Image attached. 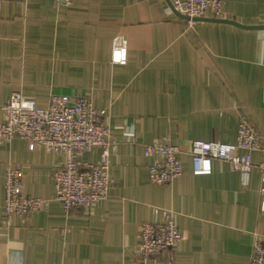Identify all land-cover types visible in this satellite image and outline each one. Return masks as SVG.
Returning a JSON list of instances; mask_svg holds the SVG:
<instances>
[{"label": "crops", "instance_id": "crops-1", "mask_svg": "<svg viewBox=\"0 0 264 264\" xmlns=\"http://www.w3.org/2000/svg\"><path fill=\"white\" fill-rule=\"evenodd\" d=\"M188 24L168 0H0V122L19 90L26 106L47 105L51 93L89 97L105 109L110 138L108 195L66 211L53 199L56 169L67 154L14 137L0 142V264H151L139 255L140 228L173 211L181 240L157 256L178 264H256L255 235L264 236V175L212 161L209 174L183 173L152 182L143 144L236 141L242 116L264 132V0H223ZM244 25V26H242ZM134 136L137 142L130 141ZM99 148L77 154L98 161ZM255 162L263 151H253ZM22 171V191L41 197L26 216H7L4 174Z\"/></svg>", "mask_w": 264, "mask_h": 264}, {"label": "built area", "instance_id": "built-area-1", "mask_svg": "<svg viewBox=\"0 0 264 264\" xmlns=\"http://www.w3.org/2000/svg\"><path fill=\"white\" fill-rule=\"evenodd\" d=\"M67 6L72 0H54ZM172 7L186 15L188 24L210 11L215 18L223 14V0H170ZM6 120L0 122V142H9L14 137L24 139L31 148L43 145L48 150L67 154L63 166L55 170L53 199L59 200L66 211L89 208L105 199L110 189L109 154L117 144L110 138L105 122V109L93 106L89 97L63 93H51L46 106H26L19 90L12 91L2 106ZM130 141L137 142L134 136ZM98 147L99 160L78 162L77 154ZM253 151L264 152V132L242 116L236 128V141L228 149L217 140L195 139L188 149L176 144L154 141L143 144V153L151 157L148 166L150 181L171 182L183 173L181 154L191 158L192 173L209 174L212 161L217 159L230 164L232 169L248 174L253 169L264 175V161L255 162ZM260 200L264 202V185L259 188ZM43 199L22 191V171L8 166L4 174V210L7 216H26L37 211ZM154 221L144 222L140 228L139 255L142 260L151 259V264H178L175 261L162 262L158 254L165 248H172L181 240V234L174 223L173 211L155 208ZM250 261L264 264V236L255 235Z\"/></svg>", "mask_w": 264, "mask_h": 264}, {"label": "water", "instance_id": "water-1", "mask_svg": "<svg viewBox=\"0 0 264 264\" xmlns=\"http://www.w3.org/2000/svg\"><path fill=\"white\" fill-rule=\"evenodd\" d=\"M168 2L170 3V0H168ZM182 14V13H181ZM182 16L185 18V19H187L188 17L186 16V15H184V14H182ZM200 18H202V17H199V18H196V20L197 19H200ZM215 20H226V19H221V18H214ZM226 21H229V22H233V23H235V24H239V23H237L236 21H232V20H226ZM242 26H244V25H242ZM253 26H264V25H253Z\"/></svg>", "mask_w": 264, "mask_h": 264}]
</instances>
